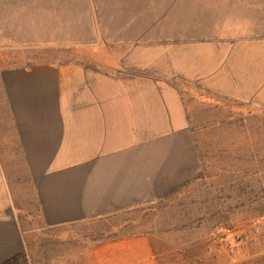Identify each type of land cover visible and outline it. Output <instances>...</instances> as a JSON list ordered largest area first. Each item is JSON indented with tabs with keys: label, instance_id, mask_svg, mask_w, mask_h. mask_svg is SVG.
Returning <instances> with one entry per match:
<instances>
[{
	"label": "crops",
	"instance_id": "1",
	"mask_svg": "<svg viewBox=\"0 0 264 264\" xmlns=\"http://www.w3.org/2000/svg\"><path fill=\"white\" fill-rule=\"evenodd\" d=\"M56 46L81 53L9 55ZM217 100L264 109V0H0V264H30L8 160L45 227L149 207L199 178ZM90 261L159 264L147 233Z\"/></svg>",
	"mask_w": 264,
	"mask_h": 264
},
{
	"label": "rangeland",
	"instance_id": "2",
	"mask_svg": "<svg viewBox=\"0 0 264 264\" xmlns=\"http://www.w3.org/2000/svg\"><path fill=\"white\" fill-rule=\"evenodd\" d=\"M80 53L56 46L17 49L9 55L31 64L62 62ZM215 103V110L197 112L199 178L149 207L48 228L36 218L31 192L20 180V165L8 160L14 197L24 208L28 262L91 264L90 251L97 243L147 233L159 264H264V109Z\"/></svg>",
	"mask_w": 264,
	"mask_h": 264
},
{
	"label": "trees",
	"instance_id": "3",
	"mask_svg": "<svg viewBox=\"0 0 264 264\" xmlns=\"http://www.w3.org/2000/svg\"><path fill=\"white\" fill-rule=\"evenodd\" d=\"M91 222H93V221H91ZM25 235H26V234H25ZM117 237H119V236H114V237H111V238L105 239V240H103V241L97 243L96 245H100V244H102V243H104V242H106V241L112 240V239L117 238ZM96 245H95V246H96Z\"/></svg>",
	"mask_w": 264,
	"mask_h": 264
}]
</instances>
